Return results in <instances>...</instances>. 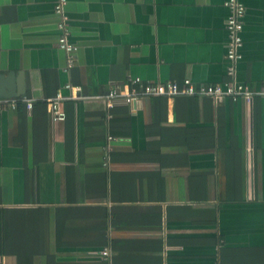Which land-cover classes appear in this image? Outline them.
<instances>
[{"label":"crops","instance_id":"1","mask_svg":"<svg viewBox=\"0 0 264 264\" xmlns=\"http://www.w3.org/2000/svg\"><path fill=\"white\" fill-rule=\"evenodd\" d=\"M239 1L231 77L228 0H68L69 69L58 0H0V101L35 103L0 104V264H264V97L105 99L130 78L263 90L264 0Z\"/></svg>","mask_w":264,"mask_h":264},{"label":"built area","instance_id":"2","mask_svg":"<svg viewBox=\"0 0 264 264\" xmlns=\"http://www.w3.org/2000/svg\"><path fill=\"white\" fill-rule=\"evenodd\" d=\"M68 0H58L55 5V13L59 17L58 30L60 32L58 45L67 54L68 69L72 68L75 62V53L77 47L71 42L70 18L66 13ZM227 7L229 8V16L226 22L228 32L227 59L230 62L228 75L234 77L236 65L242 60L243 55L241 49L243 47L242 32L244 30V17L246 15V6L239 0H228ZM72 88L70 84L66 86ZM202 96L212 98L215 102H221L230 99L233 102L240 100L251 104L256 96L264 97V89L254 91L250 86L237 82H229L225 85H195L190 79H186L182 84H152L146 83L141 78H130L128 85L124 88L116 87L111 90L106 96L110 104L114 100L122 99L127 104L138 103L142 98L156 96ZM66 98L58 93L56 97L47 102V107L52 122L62 123L66 120V112L62 108V102ZM8 102L12 108H16L18 103L26 105L28 110L34 107V100L24 98L21 100H2L0 104ZM110 252L108 249L102 251V260L108 261L109 264Z\"/></svg>","mask_w":264,"mask_h":264},{"label":"water","instance_id":"3","mask_svg":"<svg viewBox=\"0 0 264 264\" xmlns=\"http://www.w3.org/2000/svg\"><path fill=\"white\" fill-rule=\"evenodd\" d=\"M9 80H2L1 81V85H0V95L3 98H14L16 97L18 94L14 93V88L12 87V89H10L9 84H8Z\"/></svg>","mask_w":264,"mask_h":264}]
</instances>
